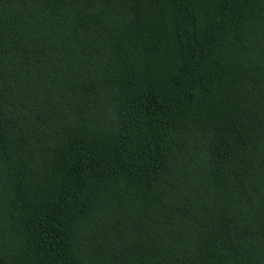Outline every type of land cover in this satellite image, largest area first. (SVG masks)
Returning a JSON list of instances; mask_svg holds the SVG:
<instances>
[{
    "label": "trees",
    "instance_id": "16d2710c",
    "mask_svg": "<svg viewBox=\"0 0 264 264\" xmlns=\"http://www.w3.org/2000/svg\"><path fill=\"white\" fill-rule=\"evenodd\" d=\"M0 264H264V0H0Z\"/></svg>",
    "mask_w": 264,
    "mask_h": 264
}]
</instances>
